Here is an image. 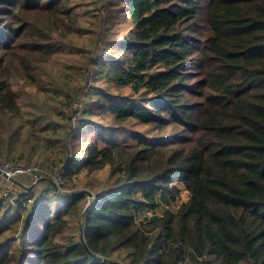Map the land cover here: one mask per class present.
I'll use <instances>...</instances> for the list:
<instances>
[{
    "label": "trees",
    "instance_id": "1",
    "mask_svg": "<svg viewBox=\"0 0 264 264\" xmlns=\"http://www.w3.org/2000/svg\"><path fill=\"white\" fill-rule=\"evenodd\" d=\"M69 1L0 0L4 159L46 173L38 191L0 195V264H115L122 252L123 264H264V0L101 2L106 19L127 16L124 33L109 40L123 54L92 57L85 81L98 74L108 88L85 87L76 124L56 137L47 114L25 116L11 79L62 92L44 86L35 65L63 49L53 34L76 22ZM67 97L60 103L70 105ZM29 124L42 136L17 153L11 144ZM43 140L62 156L41 160ZM105 168L78 238L56 241L86 195L60 193L51 178L73 182Z\"/></svg>",
    "mask_w": 264,
    "mask_h": 264
},
{
    "label": "rangeland",
    "instance_id": "2",
    "mask_svg": "<svg viewBox=\"0 0 264 264\" xmlns=\"http://www.w3.org/2000/svg\"><path fill=\"white\" fill-rule=\"evenodd\" d=\"M105 0H70L69 6L76 14V22L72 29L64 37L58 36L57 33L53 34L54 38H58L64 42L62 50L56 51L55 54L46 62H39L35 65V69L41 77L44 86H47V82L52 86L62 87V92L54 94L52 89L48 87L40 89L35 83L29 79H11L13 89L18 93L19 100L22 104L23 110H25V116L46 115L49 116L55 123L58 124V131L55 136L63 135V126L67 123H75V118L78 116L79 110L82 109V103L84 102L85 87L92 85L93 87H107L104 83L105 78L98 74L87 75V80L82 73L84 68L93 60L100 56L102 62H108L109 59L115 60L123 52L114 45L109 44V40H113L121 36L127 27V16L121 14L117 18V14H110V18L106 19L107 10L102 6ZM106 19V20H105ZM112 53V57L109 55ZM93 57V58H92ZM89 67V66H88ZM71 74V75H70ZM85 81V82H84ZM84 83V84H83ZM84 87V88H83ZM108 88V87H107ZM56 89V87H55ZM98 89H92L94 97H97ZM111 90V89H109ZM112 92H119L111 90ZM122 94H127V89L120 90ZM69 93V94H68ZM67 96L70 98V105L66 103L61 104L60 101ZM67 97V99H68ZM70 116L71 119H68ZM34 119V118H33ZM32 119V120H33ZM37 119H34V123ZM100 121V119H96ZM105 124V119L101 120ZM43 122V121H42ZM39 126L37 124L28 125V132L24 134L17 142L11 144L12 149L19 153L20 150H24L27 143L31 141L32 136H40ZM143 126L137 125V130H142ZM91 131L85 133V138L88 137ZM150 136L157 135V131H151L148 133ZM42 136V135H41ZM119 140L123 141L124 137L121 134ZM0 139V169L9 173V177L2 176L0 174V195L6 196L12 199L14 196L20 193V187L24 186L26 189L35 188L36 191L46 185L45 181L40 182V176H46L45 171L37 166H27L23 164L14 163L11 160L4 159L5 152L4 146ZM40 154L41 160L50 159L53 157L62 156L60 149L49 150L46 141L43 140L41 144ZM71 150H69V153ZM16 154V153H15ZM14 156V154H13ZM36 156V155H34ZM50 160V161H53ZM22 170L16 172V169ZM40 169V170H39ZM109 174L105 168L101 171H96L92 174H87L85 170L74 178L73 182H63L57 180L55 177L52 180L55 189L63 194H68L73 191L82 192L86 195V202L79 211V214L65 215L66 220L65 228L62 232L58 233L55 237L56 241L62 242L70 238H78L79 235V221L83 209L88 204V201L92 198L93 188L102 184V180ZM5 194V195H4ZM5 196V197H6ZM6 198V199H8ZM186 198L185 191H181V200ZM15 248V247H14ZM19 249L13 250L14 254H18ZM122 253H113L112 259L115 264H123Z\"/></svg>",
    "mask_w": 264,
    "mask_h": 264
},
{
    "label": "built area",
    "instance_id": "3",
    "mask_svg": "<svg viewBox=\"0 0 264 264\" xmlns=\"http://www.w3.org/2000/svg\"><path fill=\"white\" fill-rule=\"evenodd\" d=\"M20 169H23V168H18V169H16V172H21L22 170H20ZM1 170V169H0ZM2 171V170H1ZM5 175H2V176H6V178H8L10 175H9V173H7V172H4V171H2ZM57 180H60L59 179V177H57ZM5 195V194H4ZM7 195V194H6ZM5 195V196H6ZM4 196V197H5ZM5 198H8L7 196L5 197ZM9 199V198H8Z\"/></svg>",
    "mask_w": 264,
    "mask_h": 264
},
{
    "label": "water",
    "instance_id": "4",
    "mask_svg": "<svg viewBox=\"0 0 264 264\" xmlns=\"http://www.w3.org/2000/svg\"><path fill=\"white\" fill-rule=\"evenodd\" d=\"M0 174H2V175H5L1 170H0ZM89 202V201H88ZM93 258H95V259H97V260H100V261H104V259H102V258H100V257H98V256H96V255H94V254H90Z\"/></svg>",
    "mask_w": 264,
    "mask_h": 264
}]
</instances>
